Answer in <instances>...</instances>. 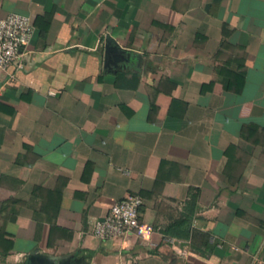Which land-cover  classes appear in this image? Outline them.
Masks as SVG:
<instances>
[{
	"label": "crops",
	"instance_id": "crops-1",
	"mask_svg": "<svg viewBox=\"0 0 264 264\" xmlns=\"http://www.w3.org/2000/svg\"><path fill=\"white\" fill-rule=\"evenodd\" d=\"M9 13L32 33L0 73V264H264V0ZM132 194L136 233L96 239Z\"/></svg>",
	"mask_w": 264,
	"mask_h": 264
},
{
	"label": "built area",
	"instance_id": "built-area-1",
	"mask_svg": "<svg viewBox=\"0 0 264 264\" xmlns=\"http://www.w3.org/2000/svg\"><path fill=\"white\" fill-rule=\"evenodd\" d=\"M32 26L27 15L9 13L0 19V73L20 55V49L31 38ZM142 198L139 195H127L115 201L109 211L91 224V234L96 239H124L139 229V215Z\"/></svg>",
	"mask_w": 264,
	"mask_h": 264
},
{
	"label": "water",
	"instance_id": "water-1",
	"mask_svg": "<svg viewBox=\"0 0 264 264\" xmlns=\"http://www.w3.org/2000/svg\"><path fill=\"white\" fill-rule=\"evenodd\" d=\"M112 41V39L110 40V39H108V43L106 44V53H107V55H108V53L109 52H111L112 51V47L113 46H110V42ZM115 46V49L117 48V46L116 45H114Z\"/></svg>",
	"mask_w": 264,
	"mask_h": 264
},
{
	"label": "trees",
	"instance_id": "trees-1",
	"mask_svg": "<svg viewBox=\"0 0 264 264\" xmlns=\"http://www.w3.org/2000/svg\"><path fill=\"white\" fill-rule=\"evenodd\" d=\"M195 197H196L195 194H193V193L190 194V200H192V201L195 200Z\"/></svg>",
	"mask_w": 264,
	"mask_h": 264
}]
</instances>
